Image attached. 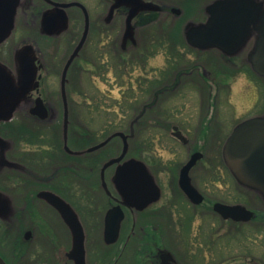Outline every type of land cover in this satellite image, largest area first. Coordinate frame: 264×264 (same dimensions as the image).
Returning <instances> with one entry per match:
<instances>
[{
    "label": "flooded vegetation",
    "instance_id": "af4514ba",
    "mask_svg": "<svg viewBox=\"0 0 264 264\" xmlns=\"http://www.w3.org/2000/svg\"><path fill=\"white\" fill-rule=\"evenodd\" d=\"M11 1L15 6L14 22L9 34L0 41V59L8 68L14 66L16 59L18 60L19 76L8 69L15 80L19 82L22 78L24 59L32 65L33 83L46 82L50 76L57 78L68 66L67 84L69 85L78 79L79 82L82 81L83 77L90 72L91 77L98 78L99 69L106 67L105 72L114 75V79L124 89L122 98L127 105L126 102L123 103L126 112L123 126L110 125L111 132L103 141H97L85 149L80 148L83 134L79 130L73 131L70 135L69 129L68 141L65 140V143L64 139L61 142L46 140V134L42 133L40 128L51 125L50 123L56 119L58 113L56 109L46 104L48 107L46 119L32 115L31 110L35 108L36 98L29 101L28 105L21 104L25 99L23 98L21 102L12 99L0 106V138H4L0 140V211L2 212L0 215V257L7 264H37V257H43L47 261L45 264H76L71 253L74 244L73 232L60 210L45 196V194H51L66 202L78 217L84 231L86 264H209V252L207 251L209 245L204 238L202 242L199 235L198 244H195L192 238L188 239L184 251L177 252L171 245L174 240L176 241V237L166 236L164 227L180 233L181 235L177 236L178 241L184 238L185 227L191 228L195 219L198 217L205 219L211 213L221 217L225 223H242L224 219L214 211L216 203L212 204L207 191L200 185L199 177H196L193 172L201 167L205 174L208 173L210 165L216 166L215 161L218 159L220 160L219 169L227 168L225 147L228 140L224 144H215L214 147L218 148V151L215 160L212 157V162L207 160L208 156L204 150L196 146L189 149L190 156L184 164L171 166L172 163L165 167L162 161L153 154L154 145L148 147L147 142L144 141L142 143L143 155L131 158L146 165L153 186L158 192L155 200L152 198L154 190L145 193L139 199H126L114 181L118 164L104 171L103 169L106 163L119 157L123 152L124 139L121 136H115L116 133H122L129 144L128 152L121 163L131 159L129 157L131 128L144 132L171 130L172 136L183 146L190 145L191 141L183 133L177 117L163 108L165 101L174 99L180 93L179 89L185 85L196 84L201 88L199 96L202 100V110L206 113H202V118L196 128L199 132L198 136L202 137L205 142L209 139H216L217 132L221 131L222 127L218 120L208 118L209 111L211 108L216 109L221 89L229 86L225 80L234 78L236 70L241 71L243 68V63L250 64L253 70L252 57L257 46V31L251 30L246 42L234 55L225 53L228 58L223 63L229 66L228 68L218 67L219 71L212 68L213 64L211 65L209 61L189 59L170 60L163 68L150 66L147 59V57L150 58V55H147L150 52L147 49L148 45L144 44L146 52L139 54V57H144L139 61L143 75L139 78H131L132 62L128 60L130 46L122 44L116 50L117 44L113 38L114 21L120 16L119 11L126 6L113 10L116 0ZM63 5L70 6L64 7ZM165 10L160 12H168ZM178 10L181 11V9ZM171 12L177 14L173 8ZM207 15L208 18L212 17L209 8ZM25 42L32 46L23 47L22 53L18 54L19 44L24 46L22 43ZM187 46L193 52L218 49H201L190 43ZM140 47H136V50ZM247 49L249 51L245 58L239 59ZM218 50L223 52L221 49ZM114 53L119 58L117 61L114 60ZM207 63L211 66L209 67ZM60 68H62L61 73L58 71ZM88 68L93 70L90 71ZM220 73L224 78L219 81ZM152 74L154 76H151ZM213 83L219 85L220 91L210 90L212 89L210 85ZM133 84L137 86L133 87ZM133 88L138 91L137 93L132 91L130 94L129 91ZM35 90L37 88L31 91ZM38 95L41 93H37ZM132 110L143 115L157 117V120L150 119L148 123L131 124L129 115ZM71 111L72 108L68 107L69 114ZM18 113L20 120L26 119L33 127L35 134L31 141L19 142L15 138ZM260 116H264V113L253 117ZM47 122L49 123L46 124ZM215 122L216 126H213ZM175 128L186 138V142L175 137ZM108 139L109 141L103 147L93 152H85ZM21 144L29 145L30 149L27 152L20 149ZM66 146L71 152L67 151ZM195 153H201L202 157L191 169L189 176L192 185L203 198L199 204L192 201L180 182L182 169ZM231 174L233 175L232 172ZM204 185L207 183L204 182ZM1 195H8L11 198L10 215L4 214L6 207ZM135 202L145 204L138 206ZM249 209L255 214L253 222L264 223V212ZM111 211H114L111 215L113 222L120 215H122V220L117 240L108 243L105 230L108 214ZM68 244L71 245L69 251L67 250ZM195 249H198L199 254Z\"/></svg>",
    "mask_w": 264,
    "mask_h": 264
},
{
    "label": "rangeland",
    "instance_id": "374dc122",
    "mask_svg": "<svg viewBox=\"0 0 264 264\" xmlns=\"http://www.w3.org/2000/svg\"><path fill=\"white\" fill-rule=\"evenodd\" d=\"M141 1L152 7L153 10H142L133 19L132 35L129 38H126L125 35L126 20L131 8L125 7L120 10V16L118 15L119 17L114 21L113 38L117 44L116 50L122 44L129 45L130 56L128 60L136 65V67H133L131 64V78H139L143 75V71L139 67V61L143 60L144 57H138L136 47H143L147 40L150 41L148 44L150 53L147 54L150 55V58L147 57L150 66L165 67L167 62L171 60L169 53L173 50L169 44H173L175 45V49H178V55L185 54L186 59L191 61H209L211 65L213 64L212 68H216V71H219L220 68L218 67L221 66L228 68L229 64L227 65L224 62L225 65L223 63L224 60H227L228 56L218 49L193 52L187 46L189 43L187 34L193 28L202 26L209 21L210 18L207 15L208 8L213 6L217 0ZM256 1L264 4L263 0ZM172 8L181 9L182 14L177 15L172 13ZM165 9L168 12H160ZM154 39L156 40L155 44L152 41ZM157 40H160V42L164 40L167 46L160 49ZM22 45L24 46L19 44L18 54L22 53L23 47L32 46L28 42L22 43ZM249 49L239 59H244ZM153 52L156 53L155 56ZM173 53L177 54L176 52ZM113 56L115 61L119 59L116 53ZM17 62L18 60L16 59V64L8 68L0 59L2 66H5V68L19 76L20 66ZM210 63H207L209 67L211 66ZM243 64L244 66L241 71L236 70L234 78H227L225 80L229 86L221 89L216 109L211 108L209 111L208 118L214 121L218 120L222 127V130L217 132L218 137L214 140L209 139L210 141L205 142L202 137L198 136L199 132L196 130L202 118V113H206V111L202 110V100L199 96L200 87L196 84L185 85L179 89L180 93L174 99L165 101L163 105L164 110H167L171 114L173 113L177 117V121L181 123L183 133L190 139L191 143L188 146H183L172 136L171 130L153 131L154 147L152 151L162 161L163 167L170 166L172 163L174 165L172 164L171 166L184 164L189 159V149L191 150L196 146L204 150V153L208 156L207 160L212 162L213 158L215 160V155L218 151V148L214 147L215 144H224L237 125L253 116L264 113V77L253 71L250 64L246 62ZM88 70L92 71L93 69L88 68ZM99 70L98 78L91 77L92 73L90 72L83 77L82 81L79 82L78 79L69 85L67 84V72L65 73L66 68L63 74H60V78L58 76L57 78L50 76L46 82H38L39 86L37 89H39L46 104L52 109H56L58 113L53 122L49 121L51 125L40 128V131L46 134L47 141L61 142L64 139L65 143V140L68 141L69 129L70 135L73 134V131L79 130L82 134L91 133V137L88 139L90 140L89 147L97 141H103L109 135L105 130V126L109 125V123H113L115 127L123 126V117L126 114L123 106V103L126 101L122 98L124 89L119 86L113 77L114 75L105 72L106 67ZM58 71L61 73L62 68L58 69ZM49 75H52V73H49ZM93 76H95L94 73ZM151 76H154V74ZM223 78L220 73L218 77L219 81ZM132 86L136 87L137 85L133 84ZM210 86H212L210 90L213 92L220 91L219 85L213 83ZM132 91L137 93L138 89H131L129 91L130 94ZM35 98H37L36 90L31 91L21 104L28 105L30 104L29 101ZM69 100L73 102L71 114L68 112V107H70ZM19 115L18 113L17 136L15 138L19 142L31 141L35 134L33 127L30 126L31 123L27 122L26 119L20 120ZM213 126H216V122ZM212 136L214 135L212 134ZM3 139L0 138V140ZM20 149H24L27 152L30 147L29 145L21 144ZM129 157L135 156L130 154ZM219 161V159L215 161L216 166L214 167L210 165L209 172L206 174L201 167L193 171L194 175L199 177L200 185L207 191L212 204L216 202L231 205L242 204L249 208L257 209V211L260 210L261 213L264 212L262 195L244 185H240V182L231 174L227 165V168L221 167L219 169ZM204 182L207 185H204ZM1 198L6 207L4 214L10 215V196L1 195ZM1 214L2 212L0 211ZM164 216L166 215L164 214ZM164 228L166 236L176 237V241L174 240L171 245L174 246L177 252L184 251L188 239L192 238L193 242L198 244L197 237L200 235L202 242L204 238L205 242L209 245L207 249L209 252V264H264V223L253 221L240 224L233 222L225 223L221 217L211 213L205 219L202 217L195 219V223L191 228L185 227L183 231L184 238L182 240L178 239V241L177 236H180V233L173 232L171 228ZM70 248L71 245L68 244L67 250L69 251ZM38 249L41 251V247ZM195 250L196 252L198 251V249ZM197 254L199 253L197 252ZM36 262L37 264H45L47 261L43 257H37Z\"/></svg>",
    "mask_w": 264,
    "mask_h": 264
},
{
    "label": "water",
    "instance_id": "95a60500",
    "mask_svg": "<svg viewBox=\"0 0 264 264\" xmlns=\"http://www.w3.org/2000/svg\"><path fill=\"white\" fill-rule=\"evenodd\" d=\"M63 6L68 7L70 5ZM122 6L131 8L126 20L125 36L129 38L132 35L133 19L140 11H151L153 8L141 0H116L113 10ZM173 11L181 14L178 9H173ZM14 12L15 6L11 0H0V41L5 39L12 29ZM209 12L212 14L209 21L202 26L193 28L187 34L189 43L201 49L218 48L228 55H234L246 42L253 29L257 31L258 39L252 57V68L257 74L264 77V4L256 0H219L209 7ZM86 34L87 31L85 36ZM67 70L68 66L65 73ZM33 81L32 65L26 59L22 61V78L19 82L14 80L6 68L0 65V106L12 99L21 102L26 93L38 88V83H33ZM31 113L41 119L48 117V107L41 97L35 100V108L31 110ZM174 135L186 142V138L177 128H175ZM115 136H121L124 139L123 152L119 157L106 163L103 171L118 164L114 181L126 199H139L140 196L142 197L145 193L154 190L152 198L155 200L158 197V192L153 186L146 165L134 158L121 163L128 152L129 144L122 133H116ZM108 141L109 139L85 152H93L106 145ZM66 149L71 152L68 146ZM201 157V153H195L191 157L182 169L180 179L183 190L196 204L201 203L203 198L192 185L189 173ZM225 161L234 177L242 185L258 191L264 199V116L251 118L235 128L226 143ZM45 196L60 210L73 232L74 244L71 253L75 263L86 264L84 231L78 217L70 206L57 196L51 194H45ZM135 204L144 206L145 203L141 205L139 202H135ZM214 211L224 219H232L236 222H249L255 215L253 211L241 204L229 205L218 202L214 205ZM113 212L108 214L106 223L105 235L108 243L117 240L122 220V215H120L113 222L111 216ZM0 264L7 263L0 257Z\"/></svg>",
    "mask_w": 264,
    "mask_h": 264
},
{
    "label": "trees",
    "instance_id": "16d2710c",
    "mask_svg": "<svg viewBox=\"0 0 264 264\" xmlns=\"http://www.w3.org/2000/svg\"><path fill=\"white\" fill-rule=\"evenodd\" d=\"M155 33V32H154ZM152 41H154V43L153 44H155L156 42V40L154 39V40H152ZM149 42L150 41H146L145 42V44H149ZM157 42H158V45H159V48L161 49V48H164L165 46H167V44H165L164 43V40L163 41H161L160 42V40H157ZM162 46V47H161ZM169 46H171V48L173 49V50H171V52L169 53L170 54V59L171 60H176V59H178V60H184V59H186V56H185V54H181V55H178V49H175V45H173V44H169ZM159 48H158V50H159ZM148 49V51H149V47L147 48ZM157 50V51H158ZM137 54H138V57H139V54H141V53H144V52H146L145 50H144V46L143 47H140V48H138L137 49ZM156 51V52H157ZM173 52H176L177 54L175 55ZM180 52V51H179ZM155 52H153V54H154ZM156 54V53H155ZM73 104V102L72 101H70L69 100V105H70V107H71V105ZM136 111H138L137 109H136ZM126 116H124L123 117V122H124V118H125ZM164 118V117H163ZM157 120V117H154V116H150V115H143L142 113H140V112H134L133 110L131 111V113H130V115H129V120H130V122H131V124H134V123H138V124H144V123H148V121L149 120ZM72 122V124H74V122L73 121H71ZM113 123H109V125H106L105 126V130L107 131L106 133H110L111 132V129L109 128V126L110 125H112ZM130 134H131V142H130V144H131V154L133 155V156H136V157H140V156H142L143 155V148H142V143L144 142V141H146L147 142V146L148 147H153V145H154V143H153V140H154V133L153 132H144V131H137V130H134L133 128H131V131H130ZM91 137V133L89 132V133H86V134H84L83 133V137H82V145H81V149H85V148H87L88 147V145H90V140H88L89 138Z\"/></svg>",
    "mask_w": 264,
    "mask_h": 264
}]
</instances>
